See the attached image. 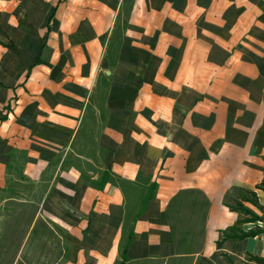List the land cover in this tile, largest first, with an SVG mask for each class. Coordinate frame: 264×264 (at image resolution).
Returning a JSON list of instances; mask_svg holds the SVG:
<instances>
[{"label": "crops", "instance_id": "obj_1", "mask_svg": "<svg viewBox=\"0 0 264 264\" xmlns=\"http://www.w3.org/2000/svg\"><path fill=\"white\" fill-rule=\"evenodd\" d=\"M185 191L208 202L197 255L169 218ZM27 199L74 264L130 235V263L264 259V234L216 245L250 218L234 202L264 219V0H0V218Z\"/></svg>", "mask_w": 264, "mask_h": 264}, {"label": "rangeland", "instance_id": "obj_2", "mask_svg": "<svg viewBox=\"0 0 264 264\" xmlns=\"http://www.w3.org/2000/svg\"><path fill=\"white\" fill-rule=\"evenodd\" d=\"M202 202H204L203 195L189 192L179 195L169 209L170 221L176 230V238L178 241H184L189 246V251L195 252L192 255L201 254L204 245L207 207L203 206ZM30 203V199L15 202L28 207L21 208L15 205L6 208L2 214L3 217L0 218V264H74L72 257L75 248L71 232L51 226L44 218L42 226L39 223V228H33L32 224L36 215L34 208L29 206ZM134 218V214L127 213L121 248L128 239ZM241 262L238 260L236 264H242ZM117 264H193V260L130 263L122 262L121 259Z\"/></svg>", "mask_w": 264, "mask_h": 264}, {"label": "trees", "instance_id": "obj_3", "mask_svg": "<svg viewBox=\"0 0 264 264\" xmlns=\"http://www.w3.org/2000/svg\"><path fill=\"white\" fill-rule=\"evenodd\" d=\"M189 192H195V191H185V192L181 193L180 195L186 194ZM197 193H199V192H197ZM247 195L250 196L251 198H253V196H254L253 193H247ZM239 197L241 200H245L248 198L243 194V192L239 193ZM177 198H175L173 200V202H175L177 200ZM250 201H252V200H250ZM201 204L205 207L208 206V202L205 198H204V202H202ZM228 207L231 211L238 212L244 216L249 215L250 218L249 219L244 218V219L238 221L236 223V225H234V226L230 227L229 229H227L226 231L222 232V239H220L216 243L218 249L221 248V246L224 244L225 241L238 242V241H242V240L249 238V237H254V236L259 235V234H264V230L255 229V230H251L248 232H244L240 228L241 224L248 222L247 220H252V222H255V221L264 220L263 218L256 216L254 213H252L250 210H248L246 207H244L240 201L234 202V205H229ZM205 216H206V214H205ZM169 218H170V213H169ZM171 227H172L173 234L176 235V230H175L174 226L172 225ZM131 240H132V235H130L127 245L122 249V253H121L122 262L128 261L127 252H128V248H129V245L131 243ZM177 252L179 254H183V255H192L195 253V252L189 251V246L186 245L184 243V241H178V240H177ZM228 259L230 261V264H235V261L237 260V259L230 257V256L228 257ZM241 263L242 264H264V259L253 256L251 254H246L244 260ZM198 264H213V263L211 260L207 259L206 257H201Z\"/></svg>", "mask_w": 264, "mask_h": 264}]
</instances>
